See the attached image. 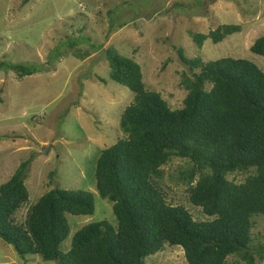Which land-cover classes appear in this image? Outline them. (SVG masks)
<instances>
[{
	"label": "trees",
	"instance_id": "obj_1",
	"mask_svg": "<svg viewBox=\"0 0 264 264\" xmlns=\"http://www.w3.org/2000/svg\"><path fill=\"white\" fill-rule=\"evenodd\" d=\"M240 31V25H220L191 38L200 50L206 40L218 44ZM249 51L264 60V35ZM177 52L187 69L180 73L182 108L173 111L146 89L133 59L105 53L109 79L132 94L119 117L121 138L100 152L94 167L95 189L111 204L115 227L106 221L83 226L63 253L67 215H92V195L49 190L18 221L17 212L28 202V161L0 185V240L19 257L55 264H144L169 246L182 249L184 264L264 262V228L254 232L256 220L264 221V74L245 60L203 62ZM5 67L19 79L36 72ZM173 159L185 161L187 202L206 220H195L168 200L162 168Z\"/></svg>",
	"mask_w": 264,
	"mask_h": 264
},
{
	"label": "rangeland",
	"instance_id": "obj_2",
	"mask_svg": "<svg viewBox=\"0 0 264 264\" xmlns=\"http://www.w3.org/2000/svg\"><path fill=\"white\" fill-rule=\"evenodd\" d=\"M0 0V185L28 161V202L52 189L82 190L93 197L90 216H70V231L60 251L69 250L73 234L91 223L116 226L111 204L95 189L94 167L100 152L121 138L119 117L131 92L109 79L106 51L133 59L148 91L170 110L182 108L180 87L186 59L203 62L241 59L264 74V60L249 51L264 35V0ZM220 25H240V33L221 43L192 34H207ZM6 65L36 72L21 79ZM101 80V81H99ZM186 163L173 159L163 170L168 200L183 206L195 220H206L186 199L182 174ZM50 174L53 177L50 178ZM228 178H232L228 176ZM241 181L243 175L235 176ZM264 228L256 220L254 232ZM179 247L165 246L144 264H184ZM0 264H55L38 256L19 257L0 240ZM261 264H264L262 262Z\"/></svg>",
	"mask_w": 264,
	"mask_h": 264
}]
</instances>
